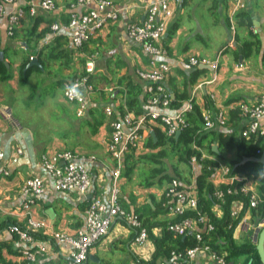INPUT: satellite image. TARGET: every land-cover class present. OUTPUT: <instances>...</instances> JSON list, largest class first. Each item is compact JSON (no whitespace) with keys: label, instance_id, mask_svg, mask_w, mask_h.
<instances>
[{"label":"crops","instance_id":"crops-1","mask_svg":"<svg viewBox=\"0 0 264 264\" xmlns=\"http://www.w3.org/2000/svg\"><path fill=\"white\" fill-rule=\"evenodd\" d=\"M53 1L55 4L54 10L45 12L37 9L34 16L28 14L27 9L24 7L26 3L23 0H17L14 4L5 6L7 12L15 11L21 7L26 12L22 22L15 30L17 35L15 38L8 37L6 34L7 22L5 16L0 18V51L4 54L2 59L8 64L7 68L10 67V70L13 69L17 73L11 72L12 79L10 81L0 82V89L6 87L3 83H7L14 91L16 86L13 85V81L16 82V79H18L20 87L28 86L29 81L34 79L35 81L31 83L33 86H30V90L33 87L36 88L34 84L39 85L40 82L43 83L44 81L48 84L44 87L48 88L58 76H63L67 80L74 76H80L84 72L85 62L94 55L95 70L91 77L97 90L90 95V108L93 109V112L91 114L88 110L84 118H77L75 116V105L64 100L62 90H56L53 96H50L48 92H44L43 97L45 95L52 98L55 95L58 96L57 101L63 108L62 111L57 112V117L59 120L61 119L58 127H61L62 131L56 136L49 137L44 134L40 135L29 127H22L19 121L13 117L12 109L8 103L2 102L0 99V150L5 154L3 166L9 173L7 176H0V264H24L21 251L25 248V245L8 233L6 226L11 223L23 224L22 207L27 201V196L21 192V187L24 181L33 175L42 177L45 182V191L31 207L30 212L33 217L45 220L47 225L46 229L38 233L39 236L36 238L37 244L46 248V252L38 256L36 264H67L69 246L56 244L52 239V235L62 233L71 236L77 230L83 229L85 227V210L87 206L84 199L80 198L77 193L60 192L55 189L51 178L40 167L41 155L44 153L51 155L64 150L78 152V161L87 164L91 171L90 191L94 194H98L102 191L101 189L107 191L110 185L109 170L113 166V162L105 149V143L109 139L110 127L108 120L104 119L97 128L96 133L92 135L90 131L92 124H95L98 113H101L105 106L116 110L120 105L121 97L117 96L120 89L114 86L120 78L127 76L133 81L143 83L145 87V82L138 78L136 72L149 68V58L142 53L141 47L127 39L126 27L129 22L139 23L143 21L147 5L155 0H109L114 5L122 7V11L114 23L90 38L80 52L75 51L68 56V60L72 61L71 69H61L58 63L53 62L51 69L56 73L48 75L33 72L25 86H22L19 82V70L28 56L30 60L31 58L37 59L36 51L49 44L57 36H63L61 42L65 44V48L71 46L67 23L71 12L82 13L83 9L80 6H73L76 0ZM233 1L180 0V4L176 7L175 16L171 20L163 40L169 52L167 62L171 66H175L179 60L191 55L198 58L215 59L217 53L232 38L234 39V34L226 28L225 24V18L228 16ZM243 1L244 9L252 14L253 33L259 39L258 51L252 57L240 58L241 61L237 62L235 52L240 54V43L249 39L246 31H238L237 40L234 39V44L224 50L219 58V68L216 72L217 82L213 87L215 103L209 98L211 90L209 86L203 85L193 96L194 86L189 91L190 98L201 112L209 111L212 116L219 108H222L227 111L229 117V112L235 110L234 106L239 103L254 104L261 93L264 92V0ZM91 8L95 9L96 5L92 4ZM34 18L39 20L37 32L45 30L48 25L51 26L52 24H58L60 28L57 32L50 29V32L46 33L38 42L37 47L26 49L24 47V36L27 30L31 29ZM170 29L175 30L168 40ZM226 29L225 34L224 30ZM206 32L207 34H205ZM239 63L243 66L240 69L237 68ZM211 74V71H207L197 82L209 79ZM182 83V78L177 76L175 70H173L165 84L170 98L174 97V93L181 92ZM102 93H104V97H102ZM34 96L35 92L32 98L29 99L32 100ZM187 103L182 101L180 110L170 106L169 108H147L152 112L174 116ZM7 113L11 115V118L7 117ZM66 119L70 121H66ZM262 124L264 125V119ZM245 125V119L242 118L240 121L233 119L224 127L216 128V130L225 134L235 133L239 135ZM159 130L162 132L161 128ZM15 147H21L24 153L17 164L11 165L9 161ZM211 147L215 153H219L216 143H213ZM151 152L148 149L145 154ZM202 155L206 159L219 161L204 150ZM233 156L234 153L226 155L227 159H231ZM90 158H93V161ZM199 168L197 164L190 166L178 165L179 182L186 188L194 189L195 175ZM137 169L138 164L129 178L122 176L119 198L121 206L129 212H136V214L138 212L142 219L149 216V224L170 220L171 216L169 215H160L153 218L150 215L151 213L148 212L152 202H159L162 198L166 184L160 187L157 185L143 187L140 182L132 179L136 175ZM243 182L248 188L256 192L257 182L244 178ZM229 183L230 180L228 179H218L215 186L228 185ZM212 211L217 217L222 215L218 207L214 206ZM249 218V213L245 212L235 232L240 233L242 227L241 230L245 234L244 230L250 229ZM161 231L162 228L158 226L151 229L152 235L157 237L160 236ZM234 239L237 240L236 237ZM153 251L154 247L150 239L142 247L136 246L133 232L117 219L112 223L108 235L90 250L85 264H137V260H148ZM192 264L217 263L206 252H200Z\"/></svg>","mask_w":264,"mask_h":264},{"label":"built area","instance_id":"built-area-1","mask_svg":"<svg viewBox=\"0 0 264 264\" xmlns=\"http://www.w3.org/2000/svg\"><path fill=\"white\" fill-rule=\"evenodd\" d=\"M17 0H0V18H6V34L12 37L18 24L24 18L25 9L17 8L15 11L7 12L6 5H12ZM26 5L27 12L30 16L36 14L37 9L45 12L54 10L55 4L53 0H23ZM95 4L96 8L92 9L91 5ZM180 4V0H155L146 7L145 18L139 23L129 22L126 27V36L130 42L138 44L142 53L149 58V68L147 70H138L136 72L138 78L147 84V91L150 98L147 100V107L169 108L170 95L166 91L165 84L168 76L173 70L180 69L183 71H191L198 66H209L212 74L209 79L200 80L194 85L192 96L203 85L211 87L209 98L215 103L214 85L217 82V70L219 68V58L223 51L230 48L234 44V39L221 49L215 59L198 58L194 55L185 57L178 61L175 66H171L167 59L169 52L164 45L163 40L167 33L168 26L175 16L176 7ZM83 9L82 13L71 12L67 23L70 31V44L72 49L79 51L83 46L96 35L99 31L114 23L122 7L114 5L109 0H76L75 5ZM245 8L243 0H234L228 12L230 20V32L235 33L234 15ZM58 24L50 26L51 31L59 30ZM32 59V58H31ZM95 56H91L84 64L85 76L76 77L66 81H81L85 90V100L83 102L69 101L63 98L67 103L75 105V116L84 118L91 104L90 95L94 93L93 85L88 84V77L95 70ZM242 64H237V68H242ZM192 100V99H191ZM234 109L240 111L246 125L241 131V136L249 139L252 136L264 137V92L261 93L258 100L254 104L239 103ZM191 110V104L188 102L186 106L174 116L164 115L152 112L147 108V112L142 115H134L131 112H125L114 120H111L114 109L109 106L103 108L105 118L108 120L110 127L109 139L105 143V149L113 162L112 168L109 170L110 185L107 191L101 189L98 194L92 193L91 188V171L89 166L78 161V152L64 150L58 151L51 155L46 153L41 155L40 167L53 181L54 187L60 192H74L84 201H88L85 210V227L76 231L74 235H66L62 233H54L52 239L56 244H65L69 246L67 264H85L88 260L90 250L94 245L99 243L106 237L110 231L111 225L115 220L123 222L134 234V243L136 246L142 247L148 241V233L143 227L142 220L134 213L125 210L120 204V186L122 179V171L124 168V159L130 152L133 155H144L148 150L145 147L147 136L153 133L154 128H161L166 137H175L177 132H181L188 126L185 113ZM204 129L209 131L216 128H222L228 120L227 111L219 108L214 116L209 111L203 112ZM7 117L11 115L7 113ZM21 147H15L9 164L15 165L23 155ZM259 153V151L257 152ZM203 159V157L201 158ZM93 161V158H90ZM5 154L0 150V176H7L8 170L4 168ZM198 159L192 157L191 165H196ZM228 179L230 184L234 182H243L241 176H229L227 166L219 164L213 168L210 175V182L215 185L218 179ZM218 187V186H217ZM45 191V182L39 175H33L26 179L21 187V192L27 196V201L22 207L24 215L23 224L12 223L7 227V232L15 236L18 241L25 245L21 251L24 264H36L38 256L46 252V248L37 244L36 234L46 229V222L43 219L32 216L30 209L38 201ZM240 193L249 195V207L255 208L258 203L256 192L252 191L245 183L239 188ZM233 190L227 188L225 191L216 190L214 197L223 203L225 194L230 195ZM162 196L165 200L167 215L171 217H183L176 223L168 225V230L174 237L185 236L189 232L196 231L197 241L201 240L200 228L205 233L213 230V225L206 215L202 214L198 208V201L195 191L190 188L181 186L177 179H173L163 189ZM195 214L188 216L187 214ZM237 210H233L232 216L235 217ZM264 225V221H262ZM260 223V224H261ZM259 224V225H260ZM200 252H206L211 259L217 264H224V260L211 252L207 246L197 245L188 249L184 255L172 252L168 260H164L159 264H192ZM175 257V258H174Z\"/></svg>","mask_w":264,"mask_h":264},{"label":"trees","instance_id":"trees-1","mask_svg":"<svg viewBox=\"0 0 264 264\" xmlns=\"http://www.w3.org/2000/svg\"><path fill=\"white\" fill-rule=\"evenodd\" d=\"M235 33L234 39L237 40L238 31L243 30L248 34V38L240 43V54L235 52V60L239 62L240 58L247 59L252 57L259 49V39L256 34L253 33V21L250 11L243 9L234 15ZM22 20L20 21V23ZM19 23V24H20ZM39 20L34 18L31 24V29L27 30L24 39V47L32 49L37 47L38 42L50 32V25L41 31L37 32ZM18 24V25H19ZM226 28L230 30V20L228 16L225 18ZM175 29H170L168 34V40L174 34ZM16 31L12 38H15ZM63 36L55 37L49 44L44 45L36 51L37 62L39 65H34L23 73V69L30 62L29 56L22 63V67L19 70V82L22 86L28 82L30 75L33 72L38 74L51 75L56 73L52 70L51 64L53 62L58 63L61 69H71L72 61L68 60V56L74 53L75 50L65 48L61 39ZM77 52H80L77 51ZM3 53L0 51V56L3 57ZM62 62V63H61ZM176 75L182 78V90L180 93H174V97L170 98V107L176 110H180L182 107V101L189 102L191 104V110L185 113V117L188 126L183 129L177 137L168 138L158 128H154L155 140L151 135L148 136L145 147L152 152L144 154L137 158L133 153H129L124 159V168L122 176L130 177L137 164H143L147 171H149V177L140 182L143 187H151L157 185L160 187L163 184L168 185L171 180L180 177L177 166L183 164L190 166V159L196 157L198 159L197 165L200 167L199 171L195 175L194 189L198 201L199 211L206 215L213 225L211 232L205 233L200 228L197 232L201 234V240L197 241L196 231L189 232L185 236L174 237L168 230V225L176 223L183 217H171L170 220L149 224V216L142 219V216L137 212V215L142 220L143 227L146 228L148 233V239L151 240L154 251L148 260H137V264H159L164 260H168L172 252L180 253L182 255L185 252L197 245L207 246L211 252L215 253L218 257L224 260V264H261L255 246L257 242L258 233L255 237V241L252 240L251 233H245L241 241L234 239V232L240 225L245 212L249 213V225L250 228L258 227L259 224L264 221V179L256 180L255 174L260 168H264V165L254 161H245L241 163L243 158H259L264 155V137L252 136L246 139L235 133L225 134L216 129L205 130L203 121V112L197 107L193 100L190 98V88L194 86L198 79L207 73L206 70L199 69L198 67L191 71H183L180 69L175 70ZM85 76L83 72L80 76ZM76 78L75 76L71 79ZM12 79L10 67L7 68L4 65V60H0V82H7ZM102 79V78H101ZM103 80V79H102ZM69 81L63 76H58L51 85L44 90L48 92L50 96L54 95L56 90H62L63 84ZM88 84L93 85V78L91 75L88 77ZM119 88L117 96L121 97L120 105L114 111L111 120H114L119 115H123L125 112H131L134 115H142L147 112V100L150 98V93L147 91V84L145 87L143 83L133 81L129 77L125 76L120 78L114 85ZM94 92L97 88L93 85ZM35 88H31V94L29 98L34 95ZM46 94V93H45ZM104 97V93H102ZM115 98V97H114ZM105 100V99H103ZM89 111L93 112L90 108ZM243 117L238 109L229 112V117L226 122L240 121ZM105 116L103 111L98 113L97 121L92 124L91 134L94 135L97 128L104 121ZM86 123V121H85ZM213 143L218 146L219 153H215L211 147ZM206 151L210 156H214L217 160L206 159L202 155V152ZM259 151V153H257ZM231 159H227V154H233ZM203 157V159H201ZM175 161L172 164L174 176L167 173L166 161ZM223 163L229 169V176H241L244 179H252L257 182L256 194L258 196V203L255 208L249 207V195L240 193L239 188L244 182H234L230 185H220L216 187L210 182L209 178L212 174L213 168L218 167L219 163ZM179 181V180H178ZM181 186H183L181 184ZM227 188L233 190L230 195L225 194L223 203L215 199L214 193L216 190L225 191ZM164 198L159 202H152V206H149V213L153 218L160 215H167L166 207H164ZM86 206L88 201H85ZM218 207L222 212L220 217H217L212 211L213 207ZM239 207V208H237ZM237 210L236 216H232L233 210ZM136 213V212H134ZM188 216H194L195 214H187ZM148 219V220H147ZM12 224V223H11ZM161 227L162 231L160 236H154L151 233V229L154 227ZM8 227V225L6 226ZM250 230V229H249ZM39 235L36 234L37 238ZM239 259H243L241 263H238Z\"/></svg>","mask_w":264,"mask_h":264},{"label":"rangeland","instance_id":"rangeland-1","mask_svg":"<svg viewBox=\"0 0 264 264\" xmlns=\"http://www.w3.org/2000/svg\"><path fill=\"white\" fill-rule=\"evenodd\" d=\"M226 31L227 29L224 30L225 34ZM205 34H207V32ZM10 71L12 73H16V71H14L13 69H11ZM34 81L35 80L32 79L31 81H29L28 86L20 87L18 79H16V82L13 81V85L16 86L14 91L7 83H3V85H5L6 87L0 89V99L2 100V102L8 103V105L12 109L11 111L13 117L19 121L22 127H29L31 128V130L36 131L40 135L44 134L49 137L56 136L62 131L61 127H58V123L61 122V119L59 120V118L57 117V112L59 110L62 111L63 108L57 101L58 96L55 95V97L52 98L48 95H45V97H43L44 88H47L44 86L48 85L45 81L43 83L40 82L39 85L34 84V86H36V88L34 87L35 96L32 100H30V86H33L31 83H34ZM43 98L45 99L42 100ZM66 121L70 120L66 119ZM166 162L167 173L171 176H174L172 164H175V161L170 160ZM181 165L183 164H180L179 166ZM148 177L149 171H147L146 167L143 164H138L137 173L132 179L136 180L137 182H141ZM263 226V223H261L258 227L252 229L250 228V230L244 231L245 233H251V238L253 241H255L256 234ZM246 228L247 226L245 227V229ZM241 229L242 227L240 228V233H234V237L237 238L238 242L243 238L241 236H244V233ZM242 260L243 259H239L238 263H241Z\"/></svg>","mask_w":264,"mask_h":264},{"label":"water","instance_id":"water-1","mask_svg":"<svg viewBox=\"0 0 264 264\" xmlns=\"http://www.w3.org/2000/svg\"><path fill=\"white\" fill-rule=\"evenodd\" d=\"M0 60H2V56H0ZM240 61H241V59H240ZM4 65H5V67H8V64L6 62H4ZM34 65H39L36 58H32L30 60V62L24 68L23 73H25L28 68H30ZM198 68L203 69V70H207V71H212L211 67H209V66H198ZM179 134H180V132H177L175 137H177ZM151 136L154 140L156 139L154 133H151ZM245 161H254V162H258V163H261L264 165V155L259 157V158H255V157L243 158L241 163H244ZM256 236H257V234H256ZM255 249H256V252L258 254V257H259L261 264H264V226L262 227V229L258 233Z\"/></svg>","mask_w":264,"mask_h":264},{"label":"clouds","instance_id":"clouds-1","mask_svg":"<svg viewBox=\"0 0 264 264\" xmlns=\"http://www.w3.org/2000/svg\"><path fill=\"white\" fill-rule=\"evenodd\" d=\"M63 95L69 101L83 102L85 90L81 81L69 82L64 85ZM256 180L264 179V168H260L255 174ZM175 258V257H174Z\"/></svg>","mask_w":264,"mask_h":264}]
</instances>
